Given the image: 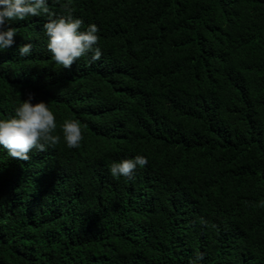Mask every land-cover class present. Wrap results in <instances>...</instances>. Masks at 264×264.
<instances>
[{
  "label": "trees",
  "instance_id": "obj_1",
  "mask_svg": "<svg viewBox=\"0 0 264 264\" xmlns=\"http://www.w3.org/2000/svg\"><path fill=\"white\" fill-rule=\"evenodd\" d=\"M69 6L99 27V60L56 64L44 16L8 25L0 52V118L32 92L56 134L65 118L83 132L29 160L0 151V264H264V0ZM136 154L134 177L110 174Z\"/></svg>",
  "mask_w": 264,
  "mask_h": 264
},
{
  "label": "clouds",
  "instance_id": "obj_2",
  "mask_svg": "<svg viewBox=\"0 0 264 264\" xmlns=\"http://www.w3.org/2000/svg\"><path fill=\"white\" fill-rule=\"evenodd\" d=\"M66 10L67 14H57L49 7V0H0V52L16 43L17 27L8 26L15 20L44 16L43 32L47 37L46 48L51 59L64 68H71L78 58L89 56L95 62L103 55L99 45V27L89 23L82 29L84 21L72 15L71 0H52ZM32 42L18 45L16 53L20 57L32 54ZM61 134H56L57 122L54 112L44 100H35L32 92L14 108V114L0 118V151L9 157L29 160V153L35 149L46 151L63 139L71 149L78 147L83 139L81 123L77 119L65 118L60 126ZM148 163V157L136 154L130 158L113 161L109 165L114 178H132L138 167ZM203 253L190 258L189 264H202Z\"/></svg>",
  "mask_w": 264,
  "mask_h": 264
}]
</instances>
